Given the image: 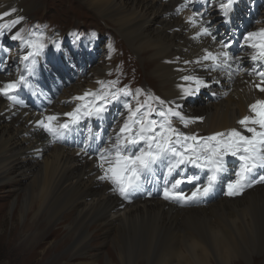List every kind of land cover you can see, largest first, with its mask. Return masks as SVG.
I'll use <instances>...</instances> for the list:
<instances>
[{
  "label": "bare ground",
  "instance_id": "bare-ground-1",
  "mask_svg": "<svg viewBox=\"0 0 264 264\" xmlns=\"http://www.w3.org/2000/svg\"><path fill=\"white\" fill-rule=\"evenodd\" d=\"M42 1L47 0H0V13H11L0 18V25L6 26L3 30L22 23ZM198 2L70 0L57 11L56 16L73 15L76 5L111 22L115 32L126 40L138 57L145 60L144 67L151 72L153 89L165 101L162 105L165 109L171 107L185 117H202L195 108L184 112V104L189 96H184L181 86L195 85L182 77L193 76L208 83L210 87H202L198 93L210 90L221 96L209 104L202 121L197 120L185 127L179 118L171 117L173 126L180 131L187 134V130L203 127L208 133L205 136H208L233 127L240 129L237 121L250 114L249 105L257 99H264V93L253 87L259 78L252 71L254 68L264 70V62L252 61L248 52L253 49L246 44L227 49L230 55L238 58L230 61V67H213L212 60L202 59L206 55L205 50L213 54L221 51L219 45L226 36H220L217 28L226 29L221 26L223 21L227 19L233 24L231 30L234 26L236 37L237 30L242 28L248 16H242L243 3L234 4L227 17L222 15L218 23L210 24L212 36L218 34L215 41L212 36L196 37L200 27L188 23L189 16L195 12L203 14V20L210 21L221 14L210 7L212 0L209 7L201 6L202 9L191 13L194 8H200L196 6ZM181 5L186 7L180 8ZM251 11L254 13L253 20L257 19L258 9L252 8ZM179 13H185L184 17L178 16ZM239 16L242 18L239 19ZM21 17L20 23H11ZM258 18L264 20V16ZM36 20L32 17V22ZM261 28L264 26L253 31ZM249 29L246 28L245 32ZM117 39L113 33L110 34L101 55L104 64L93 70L95 76L109 71L106 66L110 64L109 59L113 56L111 50L115 49L114 41ZM62 48L64 45L57 50L61 51ZM48 50L44 49L40 55L44 56ZM49 52L47 58L58 55L53 49ZM26 53H22L23 56ZM78 53H81L80 49ZM64 55L63 59H69V66L72 60L79 58V55H72L67 46ZM17 57L13 56L12 61L5 62V66H13L12 62L16 65ZM81 62L79 60L78 66ZM118 66L124 73L127 72L125 61L121 60ZM95 76L75 87L73 94L65 97L69 105L64 102L51 105L48 93L46 104L39 109L40 104L27 96L28 86L21 87L15 93L19 103L0 95V191L7 187L10 191H19L24 183L27 184L24 194L13 200L11 220L10 243L15 244L20 240L16 245L22 256L21 264H45L48 257L72 242V257L78 260V264H104L98 257L108 244L113 243L117 246L114 249L116 254L109 251L105 264H135L127 258L130 250L138 251L144 247L151 250L162 243L170 245L165 252L169 257L168 264H264V183L245 188L242 194L236 196L225 195L211 200V192L208 196L176 203L165 201L159 190L149 196L151 189L147 190V185H143L141 191L130 193L125 199L113 191L114 185L110 181L99 179L103 173L97 166L96 156L89 154L77 141L74 144H59L36 124L37 120L47 115H59L60 123L67 120L64 113L75 109L77 103L92 99L88 97L81 101L74 97L82 96L86 91L94 92L100 85L98 82L103 80H96ZM15 79L16 75L8 72V69L0 73V85ZM147 101L145 95L141 104ZM122 125L110 132L109 139L114 141ZM233 160L240 164L238 158L233 157ZM186 167L191 170L189 165ZM259 175H264V169H257L252 177L258 178ZM202 178L205 180L206 177ZM222 180L220 178L214 184L213 190L220 187ZM186 185L191 187L186 192L191 195L197 181L191 185L186 181L179 188ZM6 208V204L0 205V228L5 225L1 219L7 214ZM22 218L24 223L20 224ZM64 232L67 233L65 241L57 246L48 245L49 240L59 238ZM27 234L30 236L26 238ZM39 248L43 256L33 263L40 254ZM59 261V258H55L54 264Z\"/></svg>",
  "mask_w": 264,
  "mask_h": 264
},
{
  "label": "snow or ice",
  "instance_id": "snow-or-ice-1",
  "mask_svg": "<svg viewBox=\"0 0 264 264\" xmlns=\"http://www.w3.org/2000/svg\"><path fill=\"white\" fill-rule=\"evenodd\" d=\"M238 2L239 0H225L220 3L219 8L222 14L227 17L233 5ZM183 7L186 5L180 6V8ZM179 10L178 8L177 11ZM13 11L15 10L13 9ZM9 15H11L10 12H3L0 13V18ZM202 16L203 14L194 12L192 16L188 17V23L193 26L199 25L200 30L196 33V37L212 36L211 22L203 20ZM21 19L23 18L15 19L11 23L18 24ZM225 22L229 21L226 19ZM4 27L6 26L0 25V36L4 35ZM11 38L21 40L24 46L29 49L22 59L24 61L31 60L33 64L35 57L42 54L47 47L43 32H33L29 34L28 38H25L20 31H17ZM212 39L215 41L216 36H212ZM243 39L244 43L253 49L251 60L264 62V28L247 32ZM56 46L59 48L58 43ZM219 46L220 52L213 54L205 50L206 55L202 59L212 60L213 67H230V61L238 59L227 51L231 47V42L221 41ZM30 71L31 68L26 65V72ZM252 71L259 78V82H254L253 87L264 93V70L257 71L254 68ZM182 79L191 81L195 85V87L182 85L184 96L195 95L202 87H210L204 80L193 76H184ZM98 83L102 88L104 87L103 82ZM22 86H28L25 74H21L16 80L0 85V95L13 103H19L15 93ZM120 94L129 95L130 92L126 87L102 93L86 91L82 96L74 97V99L81 101L88 97H92V99L77 105L71 112L64 113L63 115L68 117L64 122H58L59 115H47L37 120L36 124L53 139H57L72 126L78 125L85 117L102 118L107 111V105L118 100ZM149 99H155L161 105L165 104V101L159 97L150 96ZM146 106L148 110L142 112ZM125 107L128 109V116L114 141L110 142L106 148L93 149L97 153V166L103 173L99 179L110 181L114 185L113 191H118L125 199L130 193L141 191L143 185L148 181L149 175L161 164L166 165L169 175L182 165H192L195 168L207 170L206 183L203 186L197 183L190 196L184 195L183 192L176 189L186 181L189 183L197 181L199 179L197 176L175 179L171 187L164 188V199L187 202L197 197L207 196L212 192L221 173L226 170L225 157L228 156L236 157L240 161L239 171L235 174L236 179L227 184L226 194L228 196L240 195L245 188H250L257 183H264V175H259L258 178L252 177L257 169H264V99H257L249 105L250 114L237 121L240 129L233 127L208 136L185 134L174 127L171 120V117H177L187 127L188 124L195 123L197 120L202 121L203 117H185L180 111L167 107L157 113L161 118L157 120L150 118L151 113L157 110L147 105V102L138 105L135 109L130 104H125Z\"/></svg>",
  "mask_w": 264,
  "mask_h": 264
},
{
  "label": "rangeland",
  "instance_id": "rangeland-1",
  "mask_svg": "<svg viewBox=\"0 0 264 264\" xmlns=\"http://www.w3.org/2000/svg\"><path fill=\"white\" fill-rule=\"evenodd\" d=\"M214 2L215 1L212 0V3H214ZM68 3H70V0H47L46 2L42 1L34 8V10H31L27 14L28 17L25 18L27 21L29 19H30L29 21H32V17H33V19H37L36 23L42 29L47 30V32L44 33V38L46 39L47 44H49L47 47H49L51 45H54L56 47V43L59 42V46L64 45L65 48L67 46V48L70 51L69 45H70L72 39H71V37H69V35H70L71 29L74 26L75 27H81L82 29H86V33H87L89 38H92V33L94 31V36L97 35L99 38H103L105 40L104 44H106L108 42L109 36L111 33H113L114 36L117 37L118 39L116 41H114L116 44V47H115V49L111 50V53L113 52V56L109 59L110 64H108L106 66L109 71L103 73L102 75L100 74L98 76H95V74L93 73L94 69H96V68H98L104 64L103 57H101V55L103 56L102 51H100V52L98 51V56L100 55L99 59L93 58L91 61L88 60L89 62H86L85 61L86 58L82 59L79 56L78 59L72 60V63H71L70 68H69V69H71L72 75L69 76V78L66 76L65 77L62 76L60 73L57 76L56 73L52 72L50 75V80H49L48 85H47L49 90L52 92V93H50V96H49V101L52 102L51 105L52 104H59L62 102L69 105L70 102H68V100H65V99L68 96L73 94V90L75 87L80 86L82 83H84V81H86L87 79H90L91 77H94V76H95L96 80H98V79L102 80V78L106 79L107 75H109L112 72H113V74L109 77L111 80L112 79H120V76H123L127 79V85L128 86L130 85L131 89L135 88L136 85L138 83H141V82L145 85H147V84L151 85L152 88L154 87V84L152 82L153 80L151 78V72H149L147 70V67H146V69L144 67L145 60L138 57L136 55V53L128 46L126 40H124L117 32H115L111 22H106L105 20H102V18L96 16L91 11L90 12L86 11L85 9H82L81 7L78 8V6H76V5H74V7H73V11H75L73 13V15L61 16V17L56 16L57 11L63 5L68 4ZM263 3H264V0H263ZM240 4H242V3H240ZM209 6H210V4H209ZM210 7H212V9H215L213 6H210ZM199 9H202V8H194L191 11V13H193L194 11L199 10ZM188 11L190 12V10H188ZM219 13H221V12H219ZM247 13H249V11H247L246 14ZM184 15H185V13H179L178 14V16H182V17H184ZM243 16H245V15H243ZM262 16H264V9L262 10L260 8L259 15L257 16V19H254V21H257L255 27L250 26V29L247 30L245 33L253 31L256 28H258L259 26H264V20H260L258 18V17H262ZM61 18L64 19L65 21L63 22L62 20H60ZM241 18L242 17L239 16V19H241ZM247 19H248V17H247ZM262 19H264V18H262ZM214 21L215 20H212V21L210 20V22H211L210 24L214 25V23H215ZM100 23H103V25ZM253 24H255V22H252V25ZM32 28H33V26L30 28V30ZM94 28H95V30H94ZM67 29H69V30L66 33H62L63 31L65 32ZM217 29H218V33H219L221 31V28L220 29L217 28ZM53 34L56 35L54 38H52ZM15 42L19 43L17 40ZM20 42H21V40H20ZM241 42H243V40ZM80 43L81 44L79 45V49L81 51L80 55H82V54H84V52L87 51L89 45L88 44H85V45L82 44V43H84L83 35L80 38ZM243 45H244V43H242L240 45H236V47L237 46L243 47ZM82 48L84 49V52L82 51ZM102 50H104V49H102ZM12 58L10 59V61H12ZM80 59L83 63L82 62L79 63V66H78V62ZM121 60L125 61V63H126V67H125L127 70L126 73H124L121 69L118 68L119 67L118 64L121 62ZM12 65L13 66L8 68V72L14 74L15 64H13V62H12ZM78 67H79V69L77 70ZM58 77L60 78V81H59ZM54 79H56V80H54ZM58 81L60 83H58ZM51 88H52V90H51ZM145 95L147 96V100H148L147 103H149V105L152 106L153 101H152V99H149V97L150 96L156 97L155 95H149L148 96L147 94H144L143 97L139 100V103L140 104L142 103ZM220 96L221 95H219V94L216 95L215 93H213L210 90H207V91L203 90L200 93H197L193 96H189L186 99V102L184 104V106H185L184 112L186 113V111L189 110V108H195L199 112L198 114L200 116L204 117V111H205V114H207L208 111L206 109L209 108V104L215 102L217 100V98H219ZM109 106L112 109L115 107L111 103L109 104ZM142 112H143V110H142ZM158 112L159 111L152 112L150 115V118L156 119V117L158 116L157 115ZM126 118L123 119V117L120 115H115L114 117H112V116L109 117L108 118L109 132H113L115 130V128H117V125L119 126V124H122ZM121 119H122V121H121ZM42 130H43V128H42ZM191 130L194 131L195 134H197L198 136H205L206 134H208V133H206V129H204L203 127H196V128L191 129ZM44 132L46 133V131H44ZM187 134H188V132H187ZM191 134H193V133H190V135ZM75 141H78V137H75ZM78 145L83 146V144H78ZM41 160H43V157H41ZM233 162H234V160H233ZM236 164H239V163H231V164L226 166L227 171H224L222 176H221V178L223 180L220 184V187L217 190L212 191L213 195L210 196L211 200L216 199V198L219 199V198L227 195L226 194L227 188L225 187V183L228 184L230 181H233L235 179V174H236L235 170L237 169ZM189 168L193 171L192 174L196 173L195 167H193L192 165H189ZM227 174H229V175H227ZM204 176L206 177L205 180L202 178ZM206 181H207V175H206V171H205V173H203L201 175V179L197 180V183H200V185H201V184L206 183ZM184 183H182V185ZM187 183L189 185H191L193 182H190V183L187 182ZM26 187H27V184L24 183L22 188L19 191H10V188H8V187L1 190L2 192L0 191V205H4V204L7 205V208H6L7 214L5 215V218L2 217V219H1V220H3V223L5 224L4 225L5 228L4 227L0 228V264H21V257L22 256H21V253L19 251H17V245H16V243H19L20 240L15 242V244L10 243V237L12 235L11 234V230H12L11 228H12V223H13L11 220L13 217V210H14L13 200H15L18 196L21 197L24 194ZM149 188L150 187L147 186V190ZM190 188L191 187L186 185V186L179 188V190L187 192V190ZM224 188H225V190H224ZM222 190H224V193ZM148 193H149V196L152 195V191H148ZM22 223H24V218H22L20 220V224H22ZM66 234L67 233L64 232L59 238L49 240L48 245L57 246L59 243L65 241V239L67 238ZM29 236H30V234L25 235L26 238ZM72 244H73V242L70 243L69 245H67L66 247H64L61 251H58V253H56V254L54 253L52 256L48 257L44 261V263L45 264H52V263L54 264L55 258H59L60 261L57 264H74V263L78 264V260H74L72 257L73 252H74L72 250V246H73ZM169 246L170 245L167 246V244L162 243V244L155 245L151 250L149 248L146 249L147 247H144V249L141 248L138 251L137 250H130L129 251L130 254H128V251H127V254H128L127 258L134 261L135 264L138 262H145V264H168L169 263L168 262L169 257L165 254V252L169 250V249H167ZM116 247L117 246L114 243L108 244L105 247V250L98 257V260L102 261L105 264L107 253L109 251H112L113 253L116 254V250H114V249H117ZM40 249L41 248L38 249V253H40V254L34 258L33 263H35L36 260L42 258V256H43V255H41L42 250H40Z\"/></svg>",
  "mask_w": 264,
  "mask_h": 264
}]
</instances>
